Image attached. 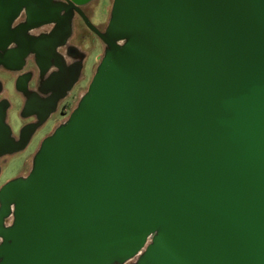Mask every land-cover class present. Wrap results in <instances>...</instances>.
Wrapping results in <instances>:
<instances>
[{
    "label": "water",
    "instance_id": "obj_1",
    "mask_svg": "<svg viewBox=\"0 0 264 264\" xmlns=\"http://www.w3.org/2000/svg\"><path fill=\"white\" fill-rule=\"evenodd\" d=\"M64 1L0 0L11 71L64 66L75 14L104 45L28 174L0 188V264H264V0H113L102 31ZM80 64L47 103L19 77L13 123H37L15 139L1 99L0 156L27 148Z\"/></svg>",
    "mask_w": 264,
    "mask_h": 264
},
{
    "label": "rangeland",
    "instance_id": "obj_2",
    "mask_svg": "<svg viewBox=\"0 0 264 264\" xmlns=\"http://www.w3.org/2000/svg\"><path fill=\"white\" fill-rule=\"evenodd\" d=\"M112 2L113 0H96L93 3L92 7L94 6L93 9L95 8V14H93L92 18H87L97 28H102V25L106 26L110 16ZM73 31L75 35H78L77 38L73 39V43L82 52L86 53L81 77L73 87L67 100L63 102V106L59 109L60 111L44 127L35 133L27 148L19 153L13 154L9 159L0 160V188L7 182L28 174L32 165V159L42 141L54 130V124L56 122V126H58L68 118L92 81L96 68L103 56L104 45L87 28L80 26L77 22L73 24Z\"/></svg>",
    "mask_w": 264,
    "mask_h": 264
},
{
    "label": "flooded vegetation",
    "instance_id": "obj_3",
    "mask_svg": "<svg viewBox=\"0 0 264 264\" xmlns=\"http://www.w3.org/2000/svg\"><path fill=\"white\" fill-rule=\"evenodd\" d=\"M95 1L96 0H80L79 1L78 5L80 7V10L88 18H92L93 14H95V12H94L95 8L93 9L94 6L92 7V5H93V3H95ZM64 2H65L64 0H53L54 5H63ZM25 13H26V8L23 7V10L21 12V17L18 19L16 24H20L24 21L25 15H26ZM74 22H77L80 26L87 28L85 26L84 22L82 21V19L80 18V16L77 14H75ZM74 22H73V24H74ZM54 26H55V24H49V25L44 26L40 29L32 31L31 35L34 37H41V35H43V34H49L54 29ZM105 27H106L105 25L104 26L102 25V28L99 27L98 29L102 31L105 29ZM37 32H39V33L36 34ZM90 33L94 37H96V35L94 33H92L91 31H90ZM74 34H75V32L73 31L71 39H75L76 36H74ZM77 37H78V35H77ZM70 46H72V45H70ZM70 46L59 47L57 49L58 54L64 56L65 65L61 66L60 68H56L54 66L55 65L54 64L45 76L41 75L40 70L37 67V65L34 63V61H29L27 67L25 68V70L23 72L11 71V70L7 69L5 66H0V93H2L0 96V100L6 99L9 101V110L7 111L6 123L12 131V137H14L15 139H17L18 132L21 129V127H23L24 125L29 124V123H37V120L35 117H30L26 120H22L21 122H18L17 124L13 123L11 112H12V110L15 109V104L19 103V99H20L19 95H14V93H19L18 91H16V88H15L16 81L19 79V77L23 73L31 72V82L29 84V89H30L31 93H38L39 99L45 103L49 102L55 96L56 97L60 96V93H62L61 89H57L56 86L55 87L52 86L51 77L52 76H55V78L59 77V79H62V85H63L65 80L68 77V75H66V72L73 70L79 63H81L80 65H81V72H82L83 65H84L85 58H86V53L82 52L81 50L75 51L72 48H70ZM10 47L12 49H15L16 45L14 43H12ZM33 58L34 57L32 56V60H33ZM68 58L70 60L69 64L66 63V59H68ZM53 63H55V61H53ZM80 77H81V75H80ZM70 92L64 99L63 98L59 99L56 111L50 115V117L46 121V123H48V121H50L51 118L58 111H60L59 110L60 107L63 106V102L65 100H67V98L70 95ZM24 101H25V99H22V103ZM16 113L17 114L19 113L18 110L16 111ZM46 123H44L42 126H40L36 130L35 133H37V131H39V129L44 127L46 125ZM34 135L32 136V138L34 137ZM32 138H31V140H32ZM12 155L13 154H6L5 156H2V158H6V157L12 156Z\"/></svg>",
    "mask_w": 264,
    "mask_h": 264
},
{
    "label": "crops",
    "instance_id": "obj_4",
    "mask_svg": "<svg viewBox=\"0 0 264 264\" xmlns=\"http://www.w3.org/2000/svg\"><path fill=\"white\" fill-rule=\"evenodd\" d=\"M38 33H39V32H37L36 34H38ZM74 36L77 37V35H75V34H74ZM76 37H75V38H76ZM69 45H72V46L76 47L78 50H80L79 47H77V46L73 43V39H70V40H69ZM69 62H70L69 58L66 59V63L69 64ZM56 124H57V122L54 124V129L57 127ZM60 124H61V123H60ZM60 124H59V125H60ZM10 157H11V156H8V157H6V158L9 159ZM6 158H2V156H0V160H4V159H6ZM32 160H33V159H32ZM0 168H1V167H0Z\"/></svg>",
    "mask_w": 264,
    "mask_h": 264
},
{
    "label": "built area",
    "instance_id": "obj_5",
    "mask_svg": "<svg viewBox=\"0 0 264 264\" xmlns=\"http://www.w3.org/2000/svg\"><path fill=\"white\" fill-rule=\"evenodd\" d=\"M10 223V220L9 221H7V224H9Z\"/></svg>",
    "mask_w": 264,
    "mask_h": 264
}]
</instances>
